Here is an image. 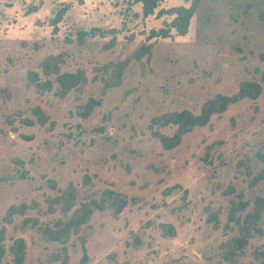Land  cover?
Segmentation results:
<instances>
[{
  "label": "rangeland",
  "instance_id": "374dc122",
  "mask_svg": "<svg viewBox=\"0 0 264 264\" xmlns=\"http://www.w3.org/2000/svg\"><path fill=\"white\" fill-rule=\"evenodd\" d=\"M179 6L188 5L163 0L144 19L135 0H0L2 264H11L8 250L16 239L27 243L25 264H60L63 247L46 241L45 231L108 190L126 196L128 206L119 216L110 207L95 211L65 246L68 264H80L81 239L88 264H229L222 245L241 236L249 244L235 264H258L254 252L263 238L236 222L226 226L231 203H249L235 216L242 222L256 197H264V181L251 188L246 176L247 166L253 176L264 171L258 158L264 156V0H203L186 37L148 42L152 30L173 19L158 12ZM63 7L68 12L54 36L49 23ZM80 32L88 34L84 42L77 40ZM141 45L152 50L137 62L133 55ZM58 55L61 72L81 70L88 81L65 98L56 95L57 85L39 93L27 79L29 72L41 74L44 59ZM127 60L117 81L116 65ZM248 81L262 86L257 100L232 105L178 148L165 151L153 137L152 130L175 132L172 126L151 129L153 119L184 110L198 114L208 99L232 96ZM89 99L101 105L85 120L80 114ZM36 107L49 122L22 124L35 121ZM70 184L78 201L64 214L50 202ZM175 186L182 190L163 194ZM19 205L30 208L27 214L5 224L9 208ZM211 215L217 229L208 223ZM162 226H172L175 237L165 238Z\"/></svg>",
  "mask_w": 264,
  "mask_h": 264
},
{
  "label": "trees",
  "instance_id": "16d2710c",
  "mask_svg": "<svg viewBox=\"0 0 264 264\" xmlns=\"http://www.w3.org/2000/svg\"><path fill=\"white\" fill-rule=\"evenodd\" d=\"M6 1V0H4ZM185 5L174 7L168 10H161L158 12L157 17L162 18L163 16L172 17L170 23H164V27L160 30H152L147 41L150 42L154 39H169L173 35L177 37H186L189 33L191 21L197 14L203 0H182ZM137 4L141 5L142 16L147 19L156 14L163 0H135ZM38 11V9H34ZM68 12L67 7L61 8L50 20V26L52 28V34L56 36L59 32V24L65 18ZM31 14V13H29ZM264 16V15H263ZM264 18V17H263ZM95 31L92 30L90 34H94ZM88 36L86 32H80L77 34V40L79 42H84L85 38ZM116 40L113 39V43ZM152 50V45H141L138 47L133 55V59L137 62L142 61L144 58L149 57ZM261 61L264 62V54L260 56ZM127 60L124 63L116 65V75L117 81H120L123 76ZM64 60L61 55L52 56L44 59L40 65L41 74L36 72H29L27 74V79L29 84L34 87L39 93L51 92L54 86L57 85L56 95L60 98H65L69 93L78 89L81 86L87 84V77L84 71L78 70L74 73H63L61 72V66ZM44 78V79H43ZM264 80V76H263ZM262 94L261 84L248 81L243 82L239 85L237 93L232 96H225L217 94L214 97L208 99L200 108L198 114H194L188 110L181 112H175L157 117L152 120V128L156 126L175 128V132L172 136H165L159 132L152 130V135L161 144L165 151H172L178 148L184 137L192 133L197 128L206 127L214 116H222L225 114L232 105L238 104L244 100H257ZM101 105L100 101L95 99H89L84 106L83 112L80 116L83 119H88L94 113L95 109ZM33 115L35 116V121L25 119L22 124L32 127L35 124L41 126L46 125L49 122V118L42 111L40 107H36L33 110ZM260 160L264 161V156L258 155ZM244 166V163H239L238 167ZM246 176L250 179L249 186L251 188L256 187L258 184L264 181V171L258 175L253 176V173L249 166L246 167ZM89 179L84 178V183L87 184ZM52 188H56V185L52 182H48ZM181 189L179 186H175L164 191L165 196L171 195L174 190ZM182 190V189H181ZM187 195V191H184V196ZM78 201V194L75 187L70 184L63 194L50 202V204L60 205L61 210L64 214L70 213L75 209ZM129 199L126 196L119 195L113 191H106L100 200H92L87 203L80 204V207L75 209L73 214L69 217L67 222L56 230L47 229L44 233V239L51 243L60 244L63 249L62 252L65 255L63 261L60 264H68V258L66 257L65 246L69 242L73 235H79L80 229L86 226L91 221V218L95 211L103 212L107 208H112L114 210V216H119L123 210L128 206ZM249 203L239 202L238 204L231 203L230 212L228 215V224L236 222L237 224H242V226L248 232H253L254 234L260 236L264 240V197H256L251 211H248L240 222V219H235L238 212H246L249 208ZM29 207L26 205L12 206L6 213L3 222L7 225L12 224L13 219L17 216L23 217L29 211ZM216 217L211 215L208 219V223L213 224V228H218V223ZM28 220H25L22 226H27ZM162 234L165 238L175 237V229L172 226L166 227L162 226ZM6 229L3 228L0 231V264L7 253L3 246L5 241ZM249 241L246 237L241 236L237 239H233L231 242L224 243L222 245L223 254L222 258L225 262L229 264H235V258L243 253L244 249L247 248ZM82 245V257L80 259V264H88L89 257L86 249V243L84 239H81ZM11 256V264H25L26 253H27V243L24 239H16L13 241L11 247L8 250ZM255 261L258 264H264V245L254 252Z\"/></svg>",
  "mask_w": 264,
  "mask_h": 264
}]
</instances>
